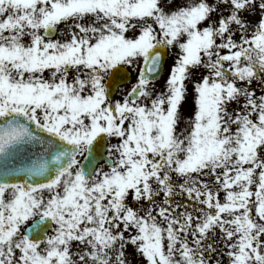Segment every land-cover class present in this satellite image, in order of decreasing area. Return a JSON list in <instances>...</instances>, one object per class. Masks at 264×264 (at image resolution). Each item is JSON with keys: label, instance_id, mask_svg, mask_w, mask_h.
Wrapping results in <instances>:
<instances>
[{"label": "snow or ice", "instance_id": "1", "mask_svg": "<svg viewBox=\"0 0 264 264\" xmlns=\"http://www.w3.org/2000/svg\"><path fill=\"white\" fill-rule=\"evenodd\" d=\"M0 264H264V0H0Z\"/></svg>", "mask_w": 264, "mask_h": 264}, {"label": "rangeland", "instance_id": "2", "mask_svg": "<svg viewBox=\"0 0 264 264\" xmlns=\"http://www.w3.org/2000/svg\"><path fill=\"white\" fill-rule=\"evenodd\" d=\"M253 18L256 19V18H258V16L253 17ZM171 52H172V55L170 57V62L167 66L165 75L158 82L154 83L158 89H163L165 80L167 79V76H168L169 69L171 68L172 63L174 61L175 57L173 58V56H175V51L173 50ZM197 75H199V74H197ZM253 87H256V85L254 84ZM193 108H194V101H193V95H192V85L189 84V95H188L187 101L182 105V109H181L185 119L192 114ZM179 126L181 128H183L185 126L184 120H181ZM221 195H223V193ZM186 202L191 203L189 201H186ZM137 259L139 260V258H137Z\"/></svg>", "mask_w": 264, "mask_h": 264}, {"label": "water", "instance_id": "3", "mask_svg": "<svg viewBox=\"0 0 264 264\" xmlns=\"http://www.w3.org/2000/svg\"><path fill=\"white\" fill-rule=\"evenodd\" d=\"M167 59V58H166ZM163 67L165 68V63L163 64ZM164 74V71L162 72V74L160 75V77ZM159 77V78H160Z\"/></svg>", "mask_w": 264, "mask_h": 264}, {"label": "flooded vegetation", "instance_id": "4", "mask_svg": "<svg viewBox=\"0 0 264 264\" xmlns=\"http://www.w3.org/2000/svg\"><path fill=\"white\" fill-rule=\"evenodd\" d=\"M117 95H119V94H117ZM177 199H179V198H177ZM31 223V222H30Z\"/></svg>", "mask_w": 264, "mask_h": 264}]
</instances>
